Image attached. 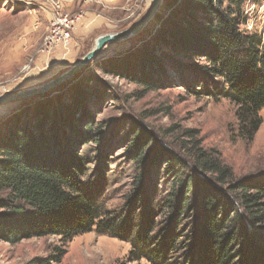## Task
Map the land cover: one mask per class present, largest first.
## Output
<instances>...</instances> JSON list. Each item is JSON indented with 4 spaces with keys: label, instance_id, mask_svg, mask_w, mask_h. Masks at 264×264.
Here are the masks:
<instances>
[{
    "label": "trees",
    "instance_id": "16d2710c",
    "mask_svg": "<svg viewBox=\"0 0 264 264\" xmlns=\"http://www.w3.org/2000/svg\"><path fill=\"white\" fill-rule=\"evenodd\" d=\"M248 2L264 0H164L154 32L129 55L104 61V69L151 91L165 88L171 75L184 80L187 73L185 91L228 99L235 106L237 137L250 141L262 124L264 39L245 26ZM87 86L78 83L61 107L49 100L20 102L0 123V241L54 235L65 242L94 228L138 244L142 249L130 250L132 262H167L176 251L172 264H264V239L255 236L264 224V176L234 179L220 154L201 145L197 130L183 129L188 139L174 149L133 125L128 156L143 169L163 170L171 183L161 200L166 234L157 248L147 249L150 238L132 237V230L124 235L125 221L106 217L83 179L86 162L78 151L101 140L86 108L99 91ZM184 221L189 229L181 244Z\"/></svg>",
    "mask_w": 264,
    "mask_h": 264
},
{
    "label": "rangeland",
    "instance_id": "374dc122",
    "mask_svg": "<svg viewBox=\"0 0 264 264\" xmlns=\"http://www.w3.org/2000/svg\"><path fill=\"white\" fill-rule=\"evenodd\" d=\"M151 2L105 0L104 5L86 6L87 14L78 24L68 49L57 48L47 55L39 49L47 34L52 10L48 0H0V94L40 85L59 76L94 46L99 35L128 28L145 13ZM75 6L70 5L68 10H75ZM92 16L96 17L90 23L88 18ZM262 19L263 13L254 22L258 30L263 25ZM147 28L139 37L107 44L102 50L104 55L28 101L32 106L48 100L54 106H60L59 102L69 103L78 83L89 85L88 91H99L98 97L88 102L86 108L95 137L101 140L78 147L86 162L83 179L98 197L106 217L110 215L116 221H125L128 227L124 235L132 230V237H149L146 247L152 250L166 234L167 210L163 209L161 200L171 183L163 170L154 166L143 169L128 156L134 123L145 127L157 143L174 149L188 139L182 136L183 129L197 130L201 145L220 154L234 179H251L264 176V107L258 112L262 124L252 140L244 141L237 137L235 106L222 96L188 94L184 88L187 73L184 80L171 75L165 80L168 84L165 88L154 91L107 73L104 61L132 53L142 39L154 32V20ZM17 108L3 115L0 107V123L17 112ZM155 145L152 143L149 151L154 150ZM143 219L146 220L144 225ZM180 227L178 231H184V235L177 237V242L184 244L189 226L184 221ZM255 236L264 239V224L255 228ZM134 247L142 249L138 244L132 246L129 240L93 228L65 242L54 235L23 239L15 244L0 241V264H172L180 253L170 251L167 262L145 258L132 262L130 250Z\"/></svg>",
    "mask_w": 264,
    "mask_h": 264
},
{
    "label": "water",
    "instance_id": "95a60500",
    "mask_svg": "<svg viewBox=\"0 0 264 264\" xmlns=\"http://www.w3.org/2000/svg\"><path fill=\"white\" fill-rule=\"evenodd\" d=\"M163 3L164 0H152L145 13L128 28L114 33L99 35L95 39L94 46L77 62H75L73 66L61 73L59 76H56L40 85L31 86L20 90L8 91L0 94V107L4 110L3 115L10 112V110L16 107L20 102L50 90L57 84L77 74L88 64L98 59L99 56L103 55L102 50L107 44L126 42L131 38L138 36L155 19V16L162 8Z\"/></svg>",
    "mask_w": 264,
    "mask_h": 264
},
{
    "label": "built area",
    "instance_id": "2783aa9c",
    "mask_svg": "<svg viewBox=\"0 0 264 264\" xmlns=\"http://www.w3.org/2000/svg\"><path fill=\"white\" fill-rule=\"evenodd\" d=\"M52 6L47 34L43 37L40 52L49 54L57 48L67 50L70 46L72 36L78 28V24L86 16L85 7L92 4L104 5L105 0H48ZM79 3V4H76ZM70 5H76L75 10H68ZM255 10L257 13L255 14ZM246 16L245 26L248 31L259 32L264 39V19L260 30L255 27V20L261 13L264 15V3L255 5L247 3L244 9ZM262 17V16H261Z\"/></svg>",
    "mask_w": 264,
    "mask_h": 264
},
{
    "label": "crops",
    "instance_id": "0c3cea01",
    "mask_svg": "<svg viewBox=\"0 0 264 264\" xmlns=\"http://www.w3.org/2000/svg\"><path fill=\"white\" fill-rule=\"evenodd\" d=\"M92 15H93V14H92ZM95 17H96V16H92V18H90V17L88 18V19H89V21H90V23H93V21H92V20H93V19L95 20ZM88 19H85V20H88Z\"/></svg>",
    "mask_w": 264,
    "mask_h": 264
},
{
    "label": "bare ground",
    "instance_id": "6f19581e",
    "mask_svg": "<svg viewBox=\"0 0 264 264\" xmlns=\"http://www.w3.org/2000/svg\"><path fill=\"white\" fill-rule=\"evenodd\" d=\"M102 54L104 55V54H105V52H102Z\"/></svg>",
    "mask_w": 264,
    "mask_h": 264
}]
</instances>
